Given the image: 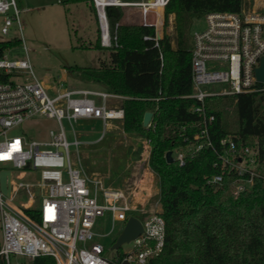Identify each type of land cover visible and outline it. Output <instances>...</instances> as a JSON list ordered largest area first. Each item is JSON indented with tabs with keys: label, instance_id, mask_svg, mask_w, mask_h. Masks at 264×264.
<instances>
[{
	"label": "built area",
	"instance_id": "built-area-1",
	"mask_svg": "<svg viewBox=\"0 0 264 264\" xmlns=\"http://www.w3.org/2000/svg\"><path fill=\"white\" fill-rule=\"evenodd\" d=\"M90 1L96 13L99 43L105 49L116 43V36L110 33L107 8L138 9L140 23L129 25L157 28L159 17L153 8L164 10L168 2ZM21 12L16 0H0V42L16 40L9 37L13 27L21 33ZM150 13L155 16L153 24L148 21ZM202 20L204 28L191 33V92L184 96L195 102L189 110L199 116L194 125L198 130L171 154L173 161L182 166L187 158L203 150L216 151L213 166L219 174L207 183L220 185L224 177L233 175L231 193L236 198L250 191L255 179L263 177L264 157L257 146L238 147L231 135L222 138L220 149L215 150L209 134L214 115L207 112L205 101L264 90L258 85L264 83L257 82L254 74L264 56V0H242L238 11L211 12ZM20 53L21 46L0 49V76L5 77V81H0V172H9V195L0 190V264H29L38 256H50L55 264H151L164 247L165 223L160 213L131 207L125 192L103 187L100 181L88 178L77 164L79 148L85 141L80 139L76 127L86 125L92 132L95 128L91 125L100 124L102 131L94 142L99 141L111 124L122 123V101L131 97L103 88H67L59 82L47 86L35 75L28 57ZM152 101L156 104L158 98ZM156 110L157 105L150 111L145 128L154 129L152 116ZM42 117L56 122V128L49 129L45 139L30 140L24 134H10L25 121ZM144 140L143 154H147L148 161L149 140ZM71 146L76 162L71 158ZM31 174H36L37 180L24 182ZM30 187L40 193L38 206H32V199L14 205V199ZM24 210H32L34 216ZM129 217L141 223L142 232L124 243L131 245L129 250L107 258L106 246L99 239L118 227L112 238L114 243ZM102 218L111 227L105 234L101 233Z\"/></svg>",
	"mask_w": 264,
	"mask_h": 264
},
{
	"label": "trees",
	"instance_id": "trees-1",
	"mask_svg": "<svg viewBox=\"0 0 264 264\" xmlns=\"http://www.w3.org/2000/svg\"><path fill=\"white\" fill-rule=\"evenodd\" d=\"M241 5L242 0H168L157 42L152 25L120 24V7H109L106 13L116 43L106 49L107 60L99 59L94 68H68L85 83L131 97L122 101V129L149 140L148 166L158 177L159 213L165 223L162 253L151 264H264V168L251 190L235 198L233 175L224 177L220 185L207 183L219 174L213 166L216 151L203 150L182 166L165 160L167 151L185 145L198 130L194 125L199 116L189 110L195 102L184 98L191 92L192 24L211 12H236ZM162 10L158 7V28ZM170 15L174 16L172 35L166 31ZM9 46L18 49L20 41L0 42V49ZM0 81L5 77L0 76ZM155 105V127L145 128L143 116ZM205 106L214 115L209 134L215 150L222 138L231 135L238 147L257 146L264 157V90L207 98ZM230 106L235 113L233 129L225 120ZM24 211L34 216L32 210ZM29 264L55 261L38 256Z\"/></svg>",
	"mask_w": 264,
	"mask_h": 264
},
{
	"label": "rangeland",
	"instance_id": "rangeland-1",
	"mask_svg": "<svg viewBox=\"0 0 264 264\" xmlns=\"http://www.w3.org/2000/svg\"><path fill=\"white\" fill-rule=\"evenodd\" d=\"M20 14L21 33L13 27L9 37L20 41L24 58L29 59L35 75L47 86L59 82L64 87L96 86L83 82L68 68H94L99 59L107 60L108 51L100 48L99 31L95 9L90 0L73 2L69 0H16ZM124 2L139 0H121ZM122 17L120 24H139L138 9L120 7ZM164 12V10H163ZM163 12L158 29L160 37L163 33ZM149 23L155 22L150 13ZM3 17L0 15V27ZM173 17L170 15L166 31L172 35ZM204 28L202 19L195 20L191 32ZM25 48V49H24ZM150 112V111H148ZM225 120L230 129L235 128V113L232 106L226 109ZM95 129L88 132V127H76L79 136L85 141L79 148L78 167L90 179L101 182L103 187L119 189L128 196L131 207L144 209L145 212H160L159 181L149 168L143 155L145 140L135 134L123 131L121 122L111 124L102 139L94 142L102 131L98 123L91 125ZM56 122L46 118H34L25 121L18 128L10 131L11 135L24 134L28 139H45L49 129H55ZM71 141V137H67ZM71 158L76 162L74 147H70ZM37 180L36 174L28 175L24 182ZM40 193L35 187L24 189L13 204L27 203L32 199L33 205L39 204ZM138 199V200H137ZM38 202V203H37ZM101 233H108L110 223L102 218ZM118 227L107 237L99 240L106 246L104 255L115 258L131 248L123 244L118 249H111ZM1 239V234H0Z\"/></svg>",
	"mask_w": 264,
	"mask_h": 264
},
{
	"label": "water",
	"instance_id": "water-1",
	"mask_svg": "<svg viewBox=\"0 0 264 264\" xmlns=\"http://www.w3.org/2000/svg\"><path fill=\"white\" fill-rule=\"evenodd\" d=\"M156 36H157V40L161 38L158 30H156ZM254 74H255V79L257 82L264 83V56L261 57L259 66L255 69ZM151 115H152L151 112H146L144 114L143 120H142L143 127H146V125L148 124L151 118ZM171 153H172L171 151H167L165 153V160L168 164L173 162ZM8 180H9V172L1 171L0 172V190L5 196L9 195ZM141 232H142L141 223L136 218L129 217L122 232L116 238L111 248L113 250L118 249L122 244L129 243L131 240L136 238Z\"/></svg>",
	"mask_w": 264,
	"mask_h": 264
},
{
	"label": "bare ground",
	"instance_id": "bare-ground-1",
	"mask_svg": "<svg viewBox=\"0 0 264 264\" xmlns=\"http://www.w3.org/2000/svg\"><path fill=\"white\" fill-rule=\"evenodd\" d=\"M106 1V0H105ZM155 0H150L149 1V3H152V2H154ZM157 5H159V4H157ZM155 9V11L157 12V14H158V7H155L154 8ZM161 24V23H160ZM143 156L145 157V159L147 158V154L145 153V154H143ZM138 200V199H137Z\"/></svg>",
	"mask_w": 264,
	"mask_h": 264
},
{
	"label": "crops",
	"instance_id": "crops-1",
	"mask_svg": "<svg viewBox=\"0 0 264 264\" xmlns=\"http://www.w3.org/2000/svg\"><path fill=\"white\" fill-rule=\"evenodd\" d=\"M163 12V11H162ZM173 18H174V16L173 15H171ZM128 25V24H127ZM105 49V48H104ZM101 59V58H100ZM101 60H103V59H101ZM98 64V63H97ZM95 85V84H94ZM90 87H92V86H90ZM93 87H95V88H102V87H100V86H98V85H96V86H93Z\"/></svg>",
	"mask_w": 264,
	"mask_h": 264
}]
</instances>
